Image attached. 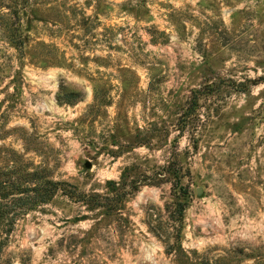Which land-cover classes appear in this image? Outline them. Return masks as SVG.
<instances>
[{
	"label": "rangeland",
	"instance_id": "1",
	"mask_svg": "<svg viewBox=\"0 0 264 264\" xmlns=\"http://www.w3.org/2000/svg\"><path fill=\"white\" fill-rule=\"evenodd\" d=\"M8 158L67 185L0 264H264V0H0ZM121 175L116 215L71 198Z\"/></svg>",
	"mask_w": 264,
	"mask_h": 264
},
{
	"label": "trees",
	"instance_id": "2",
	"mask_svg": "<svg viewBox=\"0 0 264 264\" xmlns=\"http://www.w3.org/2000/svg\"><path fill=\"white\" fill-rule=\"evenodd\" d=\"M69 95L65 96V98L58 97V102L73 104L80 99V97L73 98V96ZM170 172L165 174L166 178L164 179V182L171 185V204L167 205L166 209L169 215L175 214V212L179 215L173 221L178 225L176 229L178 233L174 239L177 243H180L184 221L183 214L187 207L185 203L187 189L177 185V181L180 182L179 177L175 176V173L174 175ZM132 182H127L125 177L121 175L119 181L108 180L106 182L108 192L105 195L93 194L89 196L91 198L89 200L84 193L73 191V194L70 195H73L71 198L77 195L75 196L76 201L90 207L89 210L106 209L109 214L116 215L121 210L120 207H117L118 196H130L138 189L137 186L131 184ZM64 185H67V183L55 180L44 168H40L33 162L26 163L20 159L8 158L5 165L0 166V254L8 245L16 218L49 204L58 192L64 193L65 190L62 188ZM110 193L112 197H110ZM125 220L130 228L133 225L130 216H127ZM152 221H155L153 217ZM148 228L157 237H160L150 224H148Z\"/></svg>",
	"mask_w": 264,
	"mask_h": 264
},
{
	"label": "water",
	"instance_id": "3",
	"mask_svg": "<svg viewBox=\"0 0 264 264\" xmlns=\"http://www.w3.org/2000/svg\"><path fill=\"white\" fill-rule=\"evenodd\" d=\"M87 166H89V165H87ZM200 192V189H198V193Z\"/></svg>",
	"mask_w": 264,
	"mask_h": 264
}]
</instances>
